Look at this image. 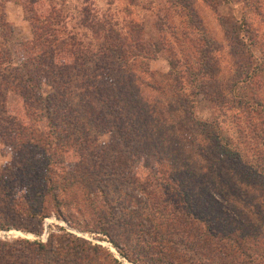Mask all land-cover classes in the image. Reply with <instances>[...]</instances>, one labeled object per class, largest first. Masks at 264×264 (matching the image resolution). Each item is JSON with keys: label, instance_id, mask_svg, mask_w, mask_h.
Returning <instances> with one entry per match:
<instances>
[{"label": "rangeland", "instance_id": "obj_1", "mask_svg": "<svg viewBox=\"0 0 264 264\" xmlns=\"http://www.w3.org/2000/svg\"><path fill=\"white\" fill-rule=\"evenodd\" d=\"M17 1L0 0V43L10 52L13 59L11 65H17L20 71H26V47L30 46L28 43L32 38V27L26 19L23 0ZM43 1H50L61 13L70 15L67 23L69 31L79 35L83 33L84 36H80L84 41L90 38V32L77 21L82 0ZM92 1L93 13L99 18L111 19L119 31L124 32L131 24L136 23L142 25L147 34L153 33L156 38H159L157 35L164 37L165 49L155 59L147 60L148 67L155 71L156 78L158 74L169 71V59L174 53L175 58L183 61L185 56L184 53L181 54V50L184 49L186 53L187 49L195 52L202 49L205 53L209 45L205 55L211 60L208 62L217 67L218 91L213 90L207 96L203 93L192 96L191 86L186 83L188 85H185L182 93L189 100L186 109L188 114L182 111L183 106L174 108L177 100L169 92H158L139 84V95L144 102L156 108L157 115L162 118L161 122L170 128L169 134L172 135L169 136V141L173 146L176 145L174 150L179 163L190 162L191 170L206 182L204 187L209 192L203 193L202 185L195 184V197L202 203L210 201L207 209H213L217 217L222 215L223 223H214L218 229L216 233L225 236L224 242L220 241V236L214 238L215 244L212 241L205 253L204 247L197 244L200 240L192 227L186 231L191 232V237L194 235L195 238H181L174 232L175 221L169 225V222L161 220L160 215L147 214L144 196L138 192L137 185L154 178L155 158L143 152L133 157L128 155V163L122 172H113L111 158L116 145L113 136L116 128H113L112 133L111 130H96L89 122L97 113L80 105L76 107L77 113L69 112V119L75 122L76 116H80L90 132V138L96 142V147L82 148L78 132L73 134L70 131L69 134L73 137L71 145L56 149L59 154L62 150L68 151L66 159L70 158L72 161L65 165L58 164L57 155L53 158L56 159L55 162L51 160L50 164L61 175L72 172L80 176L81 181L61 182L59 188L50 191L51 194H58V201L50 195L43 196L35 211L39 215H45L44 217L30 216L27 210L18 212L9 206V197H22L25 187L22 175L17 174V169L13 167L15 148L0 140V240L23 237L45 242L50 234L58 235L66 231L100 245L121 264H264V128L255 137L251 130L253 123L263 118V114L254 111L255 114L251 116V112L239 104L240 94L247 96L246 93L251 88L236 86L243 79L244 68L250 65V61L264 67V0L258 3L257 11L241 1L232 0L218 5L208 3L207 0ZM6 5L7 13L4 12ZM243 17L253 32L252 38L238 28L242 27ZM240 38L244 45L240 44ZM243 46H248L251 54L243 51ZM70 60L67 57L65 63L70 65ZM204 62L208 65V62ZM68 70L75 79V69ZM2 71L13 75L16 69L2 66ZM98 73H103V70L99 69ZM262 77L264 78V72ZM34 85L43 97L53 91L43 77L35 78ZM75 86V81H70V88L66 91L69 99L78 95ZM18 93L8 91L4 104L6 115L20 119L27 126L33 123L48 133L47 118L28 116L23 98ZM258 93L260 97H264V85ZM74 104L77 103L74 101ZM199 123H210L211 127L230 137L235 152L239 151L241 158L238 156L228 163L223 162L215 170V156L204 148L205 141L195 131L196 128L202 129ZM74 124L69 126L73 128ZM76 128L80 129L79 126ZM117 139L123 145L126 144L123 136L120 135ZM89 145L93 143L90 142ZM78 149L86 150L83 153L87 155L86 160L79 161L81 154ZM125 149L135 151L136 148L133 146ZM153 151V156L161 157L158 149ZM35 157L40 159L39 154ZM128 167H131L129 171ZM131 169L136 177L131 176ZM33 192H38V188ZM175 193L171 189L167 193L165 189L161 192L162 196L173 199L172 203L176 202L175 198H180L181 206L184 205L182 197ZM136 205L140 208L139 215L134 207ZM134 208L135 212L131 213L130 209ZM57 209L61 211V217L57 216ZM223 225L225 228H222ZM101 227L108 229V233L94 230ZM201 229L205 231L204 227ZM236 238L242 242L243 246L240 248L234 242Z\"/></svg>", "mask_w": 264, "mask_h": 264}, {"label": "trees", "instance_id": "obj_2", "mask_svg": "<svg viewBox=\"0 0 264 264\" xmlns=\"http://www.w3.org/2000/svg\"><path fill=\"white\" fill-rule=\"evenodd\" d=\"M207 1L218 5L231 0ZM232 1H241L254 11L258 10V3H260V0ZM92 2V0H82V5L78 9L80 16L77 21L82 28L90 32V38L84 41L80 36H84L83 33L79 35L67 29L70 15L61 13L53 3L43 0H23L26 19L32 27V38L28 43L30 46L26 47L28 52L25 62L26 71H20L17 65H11L12 56L5 45L0 43V140L15 148L13 167L17 169V174L22 175L25 187L22 197H9V206L18 212L27 210L30 216L44 217L45 215H39L35 211L38 210L43 196L50 195L58 201V194H51L50 191L59 188L61 182L81 181V177L72 172L61 175L50 164L51 160L55 162L56 159L53 158L57 155H59L56 160L59 161L58 164L65 165L72 161L70 158V160L66 159L68 151L62 150L60 154L56 152V149L71 145L73 137L69 134L70 131L73 134L78 132V138L82 140V148L96 147V142L90 138V132L80 120V116H76L75 122L69 119V112L77 113L76 107L80 105L92 113H97V116L89 122L96 130H111L112 133L113 128H116L113 132L116 145L111 158L113 172H122L128 163V155L133 157L143 152L155 158L153 168H156V174L152 176L154 178L137 185L138 192L144 196L147 214L160 215L161 220L165 223L169 222V225L175 221L174 232L181 238H195L194 235L191 237V232L186 231L187 228L192 227L197 231L200 240L197 244L204 247V252L207 253L212 241L215 244L214 238L220 236V241H223L225 237L221 233L219 235L216 233L218 229L214 223L218 221L222 224V215L217 217L213 209H207L206 206L210 201L202 203L195 197V184L202 185L203 193L209 192L207 187H204L206 182L191 170L190 162L179 163V157L174 150L176 145L173 146L169 141V136L172 135L169 134L170 128L161 122L162 118L157 115L156 108L140 97L139 84L158 92H169L177 100L174 108L183 106L182 111L188 114L186 109L189 100L186 94L182 93L185 85H188L186 83L191 86L192 96L200 93L207 96L213 90L218 91L217 67L210 64L208 62L210 58L207 54L205 55L209 45L208 48H206L207 45L205 46V53L202 49L196 52L187 49L186 53L184 49L181 50V54L184 53L185 56L183 61L175 58L174 53L169 59V71L158 74L156 78L155 71L148 67L147 60L155 59L158 53L165 49L164 37L157 35L159 38H156L153 33L147 34L144 27L136 23L121 32L111 19L99 18L96 13H93ZM238 28L245 32V35L253 37V32L244 17L242 27ZM240 40L241 42L237 41L244 45L242 38ZM242 50L251 54L248 46H243ZM67 57L72 60L69 61L70 65L65 63ZM204 61L208 62V65ZM250 62V65L244 68L243 79L238 81L239 84L236 86L243 89L251 88L246 93L247 96L240 94L239 104L244 105L243 107L251 112V116L255 114L254 111L263 114V118L253 123L251 130L255 137L264 128V97H260L258 93L264 85L262 77L264 67L259 63ZM2 66L15 67L16 71L13 75H9L2 71ZM70 68L75 69L73 73L75 79L68 70ZM99 69H102L103 73H98ZM37 77H43L53 89L45 97L36 91L34 79ZM72 80L75 81L78 95L69 99V93L66 91L70 88ZM8 91L19 92L28 116L47 118L46 127L49 128L47 131L49 134L33 123L27 126L20 119L6 115L4 104ZM74 101L77 104H74ZM71 124H74L73 128L69 126ZM198 125L202 129L196 128L195 131L201 136L202 141H205L204 148L215 156V159L213 158L215 170L223 162L228 163L238 156L239 159L241 158L239 151L235 152L230 137L211 127L210 123ZM77 126L80 129H77ZM171 130L175 131L174 128ZM120 135L123 136L125 145L117 139ZM90 142L93 145H89ZM133 146L136 148L135 151L125 149ZM154 149H158L157 152L161 154V157L153 156ZM78 152L81 154L79 161L86 160L87 155L83 154L86 150L78 149ZM36 154L40 155V159H36ZM71 154L76 156L75 153ZM129 168L131 167L127 168L128 171ZM131 172V176L136 177L132 169ZM36 188L38 192L35 193L33 191ZM163 189L166 193L168 189H171L179 194L184 205L181 206L180 198H175L176 202L172 203L173 199L162 196ZM132 198L136 200V197ZM199 203L201 204L198 205ZM134 207L137 208V215H139L140 208L137 205ZM135 208L130 209L131 213L135 212ZM56 212L57 216L61 217V211L57 209ZM202 227L205 231L201 229ZM222 228L225 226L223 225ZM94 230L108 233V229L103 227ZM234 242L239 248L243 246L238 238L234 239ZM125 256L133 260L130 256ZM0 264L121 263L100 245L92 244L91 241L63 231L58 235L50 234L45 242L23 237L0 240Z\"/></svg>", "mask_w": 264, "mask_h": 264}, {"label": "crops", "instance_id": "obj_3", "mask_svg": "<svg viewBox=\"0 0 264 264\" xmlns=\"http://www.w3.org/2000/svg\"><path fill=\"white\" fill-rule=\"evenodd\" d=\"M8 4H9V3H8ZM4 12L7 13V5H6L5 8H4ZM21 13H22V11H21Z\"/></svg>", "mask_w": 264, "mask_h": 264}]
</instances>
